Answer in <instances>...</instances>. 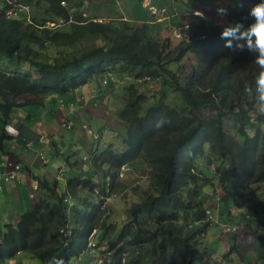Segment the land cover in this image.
Returning a JSON list of instances; mask_svg holds the SVG:
<instances>
[{"label":"trees","instance_id":"trees-1","mask_svg":"<svg viewBox=\"0 0 264 264\" xmlns=\"http://www.w3.org/2000/svg\"><path fill=\"white\" fill-rule=\"evenodd\" d=\"M63 1L0 0V58L15 64L0 65V149L9 135L3 125L11 120L13 108L25 110V118L32 117L41 131L47 121H55L47 97L109 71L130 77L122 85L127 91L118 89L126 101L119 111L128 125L124 148L101 157L111 166L119 165L131 162L141 151L151 169L143 198L127 207L117 236L106 245L110 253L103 264H216L202 236H196L206 227L197 197L206 163L196 169L195 161L205 159L203 144L207 143L222 167L217 180L222 197L251 198L245 187L264 183V131L259 128L264 120V86L257 82L264 68L255 63L261 54L255 37L242 35L257 22L253 9L264 5V0H229L232 5L223 9L226 21L214 24L194 17L188 38L176 41L168 35L153 37L143 23L116 21L113 7H108L113 10L106 19L97 21L81 14L84 0ZM217 1L202 0L212 5ZM12 2L31 7L29 20L4 16ZM121 7L127 13L123 1ZM229 29L234 31L224 36ZM97 37L103 41L84 43ZM48 46L56 53L42 58L41 50ZM146 79L157 80L158 90L168 85L170 102L163 101L167 92L162 91L155 102L142 107L145 96L134 82ZM204 107L212 111L203 114ZM17 141L25 146L21 139ZM109 174L112 185L114 173ZM78 182L85 183L78 175L66 184L72 189ZM46 188L56 191V182ZM59 199L51 205L41 200L15 224H6V230L0 231V259L24 251L44 264H64L77 255L100 210L91 204L81 228L74 227L64 236L57 231L63 224ZM256 205L264 209V187ZM40 208L42 212L35 214ZM35 215L39 224H34ZM130 246L137 248L128 249L126 260H120Z\"/></svg>","mask_w":264,"mask_h":264},{"label":"clouds","instance_id":"clouds-1","mask_svg":"<svg viewBox=\"0 0 264 264\" xmlns=\"http://www.w3.org/2000/svg\"><path fill=\"white\" fill-rule=\"evenodd\" d=\"M122 1L126 5L127 13L120 5ZM220 1L218 0L215 5ZM231 1L228 4L223 3L220 8L216 9L224 19L211 23L217 24L226 21L223 9L231 6ZM60 4H64V1L60 0ZM201 4L207 3L202 2V0H165L161 4H154L152 0H114L105 5L107 13L104 19L109 15L108 11L113 10L108 8L110 6L117 10L118 15L121 16V18L114 17L118 22L127 19L135 22V24L143 23L148 27V31L153 37H161L162 35H159L158 32L165 30L176 40H184L188 38L189 22L194 17L204 18L198 9ZM137 5L140 16H134ZM18 7H23L18 14L6 15V10ZM30 8L28 4L12 2L3 14L6 18L19 17L29 20ZM253 14L257 22L248 33L242 35L255 37V46L261 53L255 63L264 68V5L256 6L253 9ZM163 17L167 23L159 25ZM104 19L96 18L97 21ZM61 20L60 18L58 21ZM46 22H49L50 25L54 23L53 21ZM233 23L235 21L230 22V24ZM174 31L177 35L174 34ZM233 31V29L226 30L223 35L229 36ZM248 43L251 46V39L248 40ZM11 62L12 60L7 58H0V65L2 66H11ZM117 74L109 71L100 74L96 80L90 79L65 93L47 97L49 107L55 118V121L51 122H54V125L61 129L50 131L51 136L38 131L33 125L32 117L25 118V112L17 121H13L15 117L13 111L11 120L3 125L4 132L10 136L8 135L2 140V149H0V192L4 193V199L10 198L13 202H4L3 218H7V220L0 223L1 232L6 230V224H15L21 214L34 210L38 205L36 203L45 200L51 205L59 199V195H61L59 206L62 211L63 224L57 231L64 236H69L74 227L81 228L85 214L92 208L91 204L100 210L98 218L94 217L93 225L86 230L84 246L76 256L68 259L64 264H103L104 257H109L110 253L106 250V245L117 236L115 234L119 232L121 223L127 216V207L130 204L140 202L144 196L143 186L148 181V171L151 167L141 151L131 162H123L119 165L111 166L105 162L106 159L101 157L106 153H117L125 145L124 138L128 125L127 121L120 117L119 111L126 104V101L117 92V87L118 89L120 87V85H115V81L119 77ZM111 75H114L113 79ZM121 77H126L128 81L131 80L127 76ZM146 81L156 82V89L159 94L162 91L167 92L163 101L168 103L166 100H168L170 87L166 85L162 90H158L157 80H144L145 83ZM139 82H134L135 87L141 85ZM257 82L264 86V71L261 72ZM88 83H91V93L87 96H79L75 93L77 88L85 87ZM108 83L112 85L110 86ZM262 96H264V92H262ZM82 105L84 107L81 114ZM263 125L264 120L259 123V128L262 131H264ZM18 136L19 138H16ZM18 139L24 142L23 148L17 141ZM203 148L205 159H203L204 161L197 159L195 166L196 169H200L202 164L206 163L200 174L203 184L200 183L201 186L197 194L202 209V220L206 222V227L196 236H202V243L207 245L203 236L208 235L205 233L208 227L215 229L217 236L236 237L243 233L242 224L232 219H235L234 216L244 209H249L251 212L256 211L259 208L256 205L258 199L253 200V198L258 196L259 192L254 197L245 199L238 198L236 195L235 198L222 197V192L217 187L218 175L222 168L220 161L216 159L217 155L209 153L207 143L203 144ZM45 149L48 155L45 154ZM25 154L27 159L24 158ZM210 156H212L211 159H209ZM127 169L130 171L144 170V173L140 174L142 180L140 182L138 180L130 181L125 178L124 173ZM109 172L114 173L112 185H110ZM78 175L84 179L85 183L78 182V187L72 186L70 189L69 185L66 184L67 179ZM53 181L56 182V191L46 188ZM198 181L200 182V180ZM88 182L92 184L90 188ZM259 184L264 187V183ZM202 186L203 188L207 187L208 192L201 190ZM16 191L17 196L14 195ZM246 192L248 191L246 190ZM21 193H24L22 199L20 198ZM126 193L132 198L129 202H125ZM205 199L213 204L208 205ZM119 203L122 213L117 216L115 212L118 210ZM14 212L17 215L15 220L14 217H9V214H14ZM41 212L42 209L40 208V211L35 212V214ZM117 219L121 221L118 228L115 227ZM35 223H40L36 215ZM44 236H48V233H45ZM130 248H137V246L125 248L120 260H126V253L129 252L128 249ZM31 256L36 257L32 253ZM210 256L212 257L211 254ZM38 259L41 264H44L40 258ZM213 259L216 258L213 257Z\"/></svg>","mask_w":264,"mask_h":264},{"label":"rangeland","instance_id":"rangeland-1","mask_svg":"<svg viewBox=\"0 0 264 264\" xmlns=\"http://www.w3.org/2000/svg\"><path fill=\"white\" fill-rule=\"evenodd\" d=\"M114 0H84V7L81 10V14L83 16H88V14H90L92 16L93 19L96 20V18L98 17L101 19H104L106 17V7L105 5L110 4V2H112ZM155 1V0H154ZM107 3V4H106ZM223 3H230L228 0H221L217 5H207V4H201L198 6V9L201 11V14L203 15L204 18H206L209 22H217L219 20L224 19V17H222V15L220 13H218L216 11V9L220 8L222 6ZM65 4V3H64ZM113 4H115L113 2ZM121 5V2H120ZM226 7V6H225ZM169 10V8L167 9V11ZM114 17H118L121 18V16L118 15V11L115 10V12L112 14ZM140 12L138 9V5L136 6L135 9V14L134 16H140ZM186 18V17H185ZM162 21L159 23V25L165 24L167 23V20L163 17L161 19ZM47 24H49V22H46ZM159 35H169L171 40H176V38L172 37L169 32L163 30V32H158ZM174 34L177 35L176 31H174ZM87 39V38H85ZM84 39V40H85ZM103 40L100 37H97L95 39L92 40H85V44L89 45V44H99L101 43ZM54 47L52 46H48V48H44L42 51V53L45 56H42V58H45L46 56H53L55 55V49H53ZM183 60H186V58H184ZM11 65L15 66L14 61L12 60ZM183 69V64L181 66V70ZM112 79L114 77V75H111ZM128 81V79L126 77H118V80L115 81V85H120L122 86L124 83H126ZM141 85L137 86V90L140 91L141 93L144 94V101L142 103V107L145 106L146 104H148L149 102H155L156 98L158 97L159 93L157 92L156 86L157 83L156 82H151V81H146V83L144 81H140L139 82ZM118 90V87H117ZM127 91V88L122 86V92ZM118 92V91H117ZM153 93V94H152ZM167 102H170L168 100H166ZM14 113H20V111H22L20 108L15 107L13 108ZM211 111V109L209 107H204V109L202 110L201 113L203 114H209V112ZM264 128V125L263 127ZM12 129V128H11ZM226 131L231 134V135H235V137H241L240 135L236 134L234 132L233 129L231 128H225ZM68 147V145H67ZM45 154H47V150L45 149ZM212 156H210L209 159H211ZM144 170H134V171H130L129 169H127L124 173V177L128 178V180L130 181H134V180H138L139 182L142 180V177L140 176V174H143ZM200 183L203 184V181L200 180ZM263 187L262 184L259 183H250L249 186H247L245 189L247 191L250 190L252 197H254L259 191L260 189ZM201 190H206L208 192V188L203 186L201 187ZM21 199L24 198V193H21ZM258 196H255L253 198V200H257ZM130 200H132L131 196L129 194H125V202H129ZM4 202H13L10 198H6L4 199V193L0 192V223L4 222L7 220V218H3V209H4ZM124 203V201H122ZM205 202L208 205H211L213 203L211 202H207L205 199ZM253 203H255V201H253ZM118 210L115 212V215L119 216L122 213V208L121 205L119 203L118 205ZM260 216H262V213L259 211ZM120 219H117L115 222V227L118 228L120 225ZM206 234H208L207 236H203V239L206 241V244L208 246V248L212 251H217V264H222V252L223 250H220L219 248V237L217 236V232H215V229L209 228L207 229V231L205 232ZM253 233L256 236H261L262 234L264 235V225L261 227L258 224H256L253 227ZM248 238L250 240H253V236H248ZM225 258V257H224ZM226 259V258H225Z\"/></svg>","mask_w":264,"mask_h":264},{"label":"crops","instance_id":"crops-1","mask_svg":"<svg viewBox=\"0 0 264 264\" xmlns=\"http://www.w3.org/2000/svg\"><path fill=\"white\" fill-rule=\"evenodd\" d=\"M152 2L154 4H161L165 2V0H152ZM75 93L79 96H87L89 93H91V83L86 84L85 87L77 88ZM83 107L84 105H82L81 114L83 111ZM24 112L25 110L20 111V113H15L13 121H17L19 118H21ZM40 130L47 136H51L50 131H59L61 129L56 127L54 125V122L52 123L50 121H47V127L44 129L41 128ZM24 158L27 159L26 154ZM14 195L17 196V191L14 192ZM259 211L262 213V216H260ZM6 212L8 211L6 210ZM9 217H14L15 220L17 218V215L14 212V214L10 213ZM234 218L235 219L232 220L239 221L242 224L243 233L236 237L218 236L220 240L219 248L220 250H223V252L221 253L223 262L222 264H264V235L262 234L261 236H256L253 233V227L256 224L261 227L264 225L263 207L260 206L254 212H251L249 209H244L240 211L237 215H235ZM248 236H253V240H250ZM210 251L212 257L216 258L217 251ZM0 264H41V262L38 258L31 256V253L19 251L8 259H0Z\"/></svg>","mask_w":264,"mask_h":264},{"label":"built area","instance_id":"built-area-1","mask_svg":"<svg viewBox=\"0 0 264 264\" xmlns=\"http://www.w3.org/2000/svg\"><path fill=\"white\" fill-rule=\"evenodd\" d=\"M23 7H18V8H14V9H8L6 10V15H11V14H15V13H19L22 10ZM18 10V11H17Z\"/></svg>","mask_w":264,"mask_h":264}]
</instances>
